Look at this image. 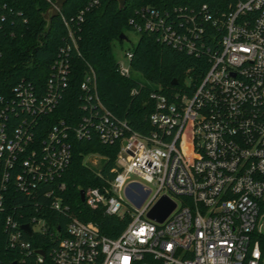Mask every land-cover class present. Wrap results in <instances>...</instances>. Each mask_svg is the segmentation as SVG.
I'll return each instance as SVG.
<instances>
[{
  "label": "built area",
  "instance_id": "2783aa9c",
  "mask_svg": "<svg viewBox=\"0 0 264 264\" xmlns=\"http://www.w3.org/2000/svg\"><path fill=\"white\" fill-rule=\"evenodd\" d=\"M98 1L91 0L73 19L61 18L68 42L57 49L42 84L21 80L8 98L0 97V245L11 264H264V248L252 240L261 233L258 222L264 216V0H236L219 22L204 6L197 11L146 7L128 19L130 32L153 35L206 64L200 78L187 74L181 88L167 96L157 87L149 92L152 129L145 135L104 106L87 63L72 123L43 121L72 81L70 59L78 52L70 24L80 23ZM206 23L220 31L218 40L205 34ZM123 56L129 66L131 47ZM116 72L129 77L118 65ZM93 137L100 145H117L115 167L106 186L81 190V203L109 216L128 214L113 239L70 217L57 196L71 140ZM85 159L96 168L102 158ZM129 183L147 190L138 207L123 195ZM41 187L46 188L38 194ZM10 191L46 201L50 211L66 216L63 230L50 231L35 213L23 222L27 210L14 203ZM133 195L138 199L141 190ZM161 197L173 209L161 222L148 219ZM31 204L36 212V202ZM38 235L47 241L35 243Z\"/></svg>",
  "mask_w": 264,
  "mask_h": 264
},
{
  "label": "trees",
  "instance_id": "16d2710c",
  "mask_svg": "<svg viewBox=\"0 0 264 264\" xmlns=\"http://www.w3.org/2000/svg\"><path fill=\"white\" fill-rule=\"evenodd\" d=\"M53 3L54 0H49ZM91 0H69L52 18L49 24L43 19V14L49 8L45 0H0V97L8 98L11 88L19 81L29 82L33 86L42 84L48 74L50 65L57 49L64 46L68 40L61 18L73 19L86 8ZM236 0H129L121 9L117 8L116 0H99L96 5L88 7L77 25L71 23L74 31L75 45L78 56H72L70 67L72 81L54 112L44 117L43 121L53 123L63 119L72 123V114L77 113L76 94L78 82L82 76L84 64L87 63L94 71L97 93L104 106L139 135L148 134L152 129L147 116L152 110V102L148 95L152 89L169 95L181 88L187 74L198 79L204 73L206 64L202 58H194L178 52L155 40L153 35L139 33L136 44L131 47L129 67L138 73L152 88L138 84L130 77L123 78L116 72V63L110 52L113 41L121 43L119 34L125 36L130 32L128 19L135 12L146 8L181 7L187 10H199L205 7L209 18L221 21ZM205 34H213L215 40L220 37V31L209 29L203 25ZM175 80L174 86L170 82ZM134 90L135 93L131 94ZM117 145H100L96 138L87 141L70 142V160L67 168L56 182L63 185L57 193L59 203L65 206L70 217L96 226L99 234L107 238H116L129 221L127 213L120 217L109 216L101 209H89L79 201L78 192L87 187L106 186L112 178ZM98 155L102 159L98 167H93L85 158ZM85 160V162H84ZM93 167V169L91 168ZM46 187H41L40 191ZM14 203L19 202L27 210L23 222L35 213L44 219L49 230H63L66 216L50 211L46 201L36 197L35 200L22 198L10 191ZM35 201L36 212H33ZM25 204V205H24ZM47 235V233L45 234ZM257 240L259 248H264V234H253L252 240ZM44 235L34 238L35 243L46 242ZM10 258L0 245V264H11Z\"/></svg>",
  "mask_w": 264,
  "mask_h": 264
},
{
  "label": "water",
  "instance_id": "95a60500",
  "mask_svg": "<svg viewBox=\"0 0 264 264\" xmlns=\"http://www.w3.org/2000/svg\"><path fill=\"white\" fill-rule=\"evenodd\" d=\"M69 0H54L53 6L49 7L47 11L43 14V19L49 24L52 18L56 17L58 12L61 10L62 6ZM129 0H116L117 8L121 9L125 2ZM118 39L120 41H126L127 39L123 34L118 35ZM176 84L175 80H172L170 82V85L174 86ZM139 189L141 190V195L138 199L135 200L134 198V190ZM147 194V190L141 188L136 183H129L125 186L123 195L124 197L129 201L135 204V206L138 207V205L141 203V201L144 199V197ZM79 201H83L82 191L78 192ZM174 205L173 203L167 199L166 197H161L155 205L150 209V211L147 213V218L154 220L156 222H161L173 209ZM21 231L26 235H30L29 227L27 225H22L20 227Z\"/></svg>",
  "mask_w": 264,
  "mask_h": 264
},
{
  "label": "rangeland",
  "instance_id": "374dc122",
  "mask_svg": "<svg viewBox=\"0 0 264 264\" xmlns=\"http://www.w3.org/2000/svg\"><path fill=\"white\" fill-rule=\"evenodd\" d=\"M125 36L127 37V41H121V43L117 42V41H113L110 44V52H111V56L113 58V61L120 66L123 69H126L128 71V76L136 81L138 84L146 86L147 88H152L153 86L150 85L149 83H147L146 81H144L142 79V77L138 74L135 73L133 71H131V69L128 66L127 61L125 60L123 53L124 51H126L127 49H129L130 47L134 46L136 44L138 35L132 32H127L125 31ZM184 82H186V79L184 80ZM85 162V160H84ZM86 163V162H85ZM93 169V167H91ZM133 179H137L136 177H131ZM153 190V188H152ZM261 225V233L260 234H264V216L261 217L259 219L258 222Z\"/></svg>",
  "mask_w": 264,
  "mask_h": 264
}]
</instances>
